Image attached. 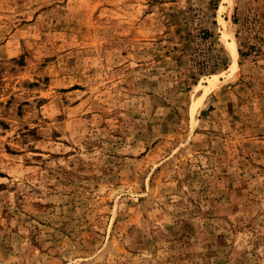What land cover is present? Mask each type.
I'll list each match as a JSON object with an SVG mask.
<instances>
[{
    "label": "rangeland",
    "instance_id": "obj_1",
    "mask_svg": "<svg viewBox=\"0 0 264 264\" xmlns=\"http://www.w3.org/2000/svg\"><path fill=\"white\" fill-rule=\"evenodd\" d=\"M0 264H264V0H0Z\"/></svg>",
    "mask_w": 264,
    "mask_h": 264
},
{
    "label": "bare ground",
    "instance_id": "obj_2",
    "mask_svg": "<svg viewBox=\"0 0 264 264\" xmlns=\"http://www.w3.org/2000/svg\"><path fill=\"white\" fill-rule=\"evenodd\" d=\"M232 55L235 57L236 56V52L232 50Z\"/></svg>",
    "mask_w": 264,
    "mask_h": 264
}]
</instances>
